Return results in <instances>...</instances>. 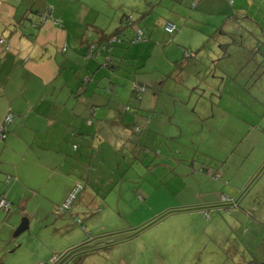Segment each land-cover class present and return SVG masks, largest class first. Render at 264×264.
I'll return each mask as SVG.
<instances>
[{
    "label": "rangeland",
    "instance_id": "374dc122",
    "mask_svg": "<svg viewBox=\"0 0 264 264\" xmlns=\"http://www.w3.org/2000/svg\"><path fill=\"white\" fill-rule=\"evenodd\" d=\"M119 1L127 15L138 20L144 16L139 26L147 41L119 45L115 62L124 76L149 80L147 94L161 91L172 100L169 126L161 133L150 128L146 119L157 113L148 108L140 123L143 131L128 126L129 161L119 158L122 169L109 176L98 191L102 193L90 198L81 185L71 215H51L53 211L40 208L32 228L18 238L11 236L21 246L16 256L6 257L11 264H43V252L58 250L63 241L85 240L108 230L111 238L124 237L170 212L136 236L87 255L82 264L264 262V35L254 38L242 32V43L226 39L223 47L212 36L198 57L201 49L186 44L192 40L190 30L179 36L186 18L195 15L192 3L151 0L153 5L145 6L146 0ZM181 17L182 24L177 21ZM168 22L182 26L169 35ZM183 49L196 57L183 60ZM173 95L181 98L178 103ZM126 107L134 112L136 100L123 96L115 110L123 114ZM175 122L183 130L177 135L170 128ZM144 132H156L162 143L148 144ZM149 149L155 153L148 154ZM191 174L196 181L188 178ZM15 210L20 223L33 212ZM72 261L66 264L76 259Z\"/></svg>",
    "mask_w": 264,
    "mask_h": 264
},
{
    "label": "crops",
    "instance_id": "0c3cea01",
    "mask_svg": "<svg viewBox=\"0 0 264 264\" xmlns=\"http://www.w3.org/2000/svg\"><path fill=\"white\" fill-rule=\"evenodd\" d=\"M179 1L192 3L195 15L177 21L182 24L185 20L179 36L190 30L192 40L186 44L201 49L198 57L212 36L223 47L226 39L242 43V32L254 38L264 35V0ZM145 2V6L153 5L151 0ZM50 6L53 17L45 22L43 16ZM126 9L119 0H0V40H4V45L0 44V128L8 115L13 117L5 125L6 138L0 139V199L4 197L12 204L11 209L4 210L6 214L0 212V264H11L6 254L16 256L21 246L11 240L20 225L15 209L27 213L33 208L28 218L32 228L33 215L40 208L58 214L78 184L84 186L83 194H90V198L101 194L98 191L107 185L109 176L122 169L119 158L129 161L128 126L134 131L151 107L152 114H157L147 117L149 127L161 133L169 126L168 106L172 100L161 91L147 94V89L140 99L134 97V84L147 87L149 80L124 76L125 71L115 62L119 45L109 53V63L104 55L95 58L88 54V46L100 41L101 32L109 36L121 27ZM140 21L135 19L119 34L123 40L120 45L131 44L136 30L142 29ZM130 30L134 33L129 34ZM183 60L178 63L182 65ZM123 96L136 100L134 112L124 109L125 114H119L115 110ZM171 97L176 103L181 99L179 95ZM170 128L175 135L183 131L180 122L172 123ZM145 133L142 139L148 144L151 140L162 143L154 137L156 132ZM153 150L147 153H155ZM188 178L194 181L198 177L191 174ZM110 231L95 232L72 243L63 241L58 250L53 247L43 252V264H58L85 243L110 239Z\"/></svg>",
    "mask_w": 264,
    "mask_h": 264
},
{
    "label": "trees",
    "instance_id": "16d2710c",
    "mask_svg": "<svg viewBox=\"0 0 264 264\" xmlns=\"http://www.w3.org/2000/svg\"><path fill=\"white\" fill-rule=\"evenodd\" d=\"M195 6V5H194ZM193 6V7H194ZM50 7H52V6H50ZM49 7V8H50ZM48 12H49V9H48ZM48 12H47V14H48ZM47 14H45V15H47ZM149 14V13H148ZM147 15V14H146ZM145 15V16H146ZM129 16H132L133 17V15H125L124 16V18L122 19V23H121V27L116 31V32H114L112 35H109V36H106L103 32H101L100 34H101V36H100V41L98 42V43H96V44H90L89 46H88V48H89V50H90V47H92V46H94L95 47V50H93V51H88V54L89 55H91V56H94L95 58L96 57H99V56H101V55H104V57H105V60H106V62L107 63H109L110 62V52L111 51H113V48H114V46H117V45H120L121 43H122V39H121V37H120V33H123L124 31H125V29H127V27H129L130 25H132L133 23H134V17H133V21L128 25L127 23H126V19H128V17ZM52 17H53V7H52ZM52 17L50 18V19H52ZM144 17H142V18H140L139 20H138V22L140 21V20H142ZM58 23V22H57ZM168 23H172V22H168ZM167 23V24H168ZM166 24V25H167ZM174 24V23H173ZM176 25V24H175ZM177 26V25H176ZM165 28H166V26H165ZM177 29H178V31H179V27L177 26ZM138 30H141L143 33H144V35H143V39H144V41H139V42H146L147 41V39H146V34H145V32L142 30V29H137L136 30V32H135V35H134V37L131 39V41H130V43H138V42H133L134 41V39H135V37L137 36V31ZM178 31H176V32H178ZM175 32V33H176ZM168 33V32H167ZM175 33H173V34H170V33H168L169 35H174ZM113 38H118L119 40H120V42H113L112 41V39ZM259 48H262L263 47V44H259V46H258ZM183 51H184V57L187 59V58H191V57H194L195 56V54H189V56H187V53H189V51H187V50H185V49H183ZM105 53H107L106 55H105ZM137 84H140V85H143V84H141V83H139V82H136ZM143 86H145V85H143ZM145 88L147 89V87L145 86ZM145 93H146V91H145ZM144 93V94H145ZM133 94H134V97L135 98H137V99H140L141 97H136V95H135V92H134V89H133ZM127 108V107H126ZM125 108V109H126ZM129 110H130V107H129ZM129 110H127V111H129ZM126 111V110H125ZM149 120L150 119H148V122H149ZM141 131H142V129H141ZM140 131V132H141ZM134 132H136L135 131V127H134ZM140 132H137V133H140ZM102 239H105V237H103ZM88 244H90V243H85L84 245H88ZM83 245V246H84ZM111 246H114V244H112V245H108V246H104V247H99V248H95V249H91V250H83V251H80V252H77V253H75L66 263H72L73 261H72V259L74 258V259H76V261L73 263V264H82L83 263V261H84V259H85V257L87 256V255H89V254H92V253H95V252H97V251H99V250H101V249H109ZM81 247V246H80ZM79 248V247H78ZM77 249V248H76ZM75 257H78V259L77 258H75ZM64 258V257H63ZM62 258V259H63ZM61 259V260H62ZM65 263V264H66ZM247 264H264V262H258L257 260H252V261H250V262H248Z\"/></svg>",
    "mask_w": 264,
    "mask_h": 264
},
{
    "label": "built area",
    "instance_id": "2783aa9c",
    "mask_svg": "<svg viewBox=\"0 0 264 264\" xmlns=\"http://www.w3.org/2000/svg\"><path fill=\"white\" fill-rule=\"evenodd\" d=\"M1 1H8V0H1ZM52 17V7L49 8V12L47 15H44L43 18L45 20V22H48L49 19ZM126 23L129 25L132 21H133V17L132 16H129L128 19L125 20ZM166 31L170 34H173L175 33L176 31H178L177 29V26L173 23H168L166 25ZM143 35L144 33L141 31V30H138L137 31V36L135 37L134 41L133 42H139V41H144L143 39ZM113 42H120V40L118 38H113L112 39ZM0 44L4 45V40H0ZM6 49L8 50L9 48L6 47ZM95 50V47L92 46L90 47V50L89 51H93ZM190 53H187V56H189ZM134 92H135V95L136 97H141L145 91H146V88L145 86L143 85H140V84H137L135 83L134 84ZM126 111L129 110V107H127L125 109ZM13 121V117L12 115H8L5 119V125H9L11 122ZM3 126L0 128V139H5L6 136H7V133H6V126ZM141 126L140 125H136L135 126V131L136 132H140L141 131ZM216 178H220V174H217L216 175ZM83 187L81 185H76V187L74 188V190L72 191V193L70 194V196L68 197V199L65 201V203L63 205L60 206V212H62L63 214H72V211H73V203L74 201L76 200V197L77 195L80 193L81 190ZM11 208V203L5 199L4 197H2L0 199V209L2 210H9ZM79 223H82L80 220L78 221Z\"/></svg>",
    "mask_w": 264,
    "mask_h": 264
},
{
    "label": "water",
    "instance_id": "95a60500",
    "mask_svg": "<svg viewBox=\"0 0 264 264\" xmlns=\"http://www.w3.org/2000/svg\"><path fill=\"white\" fill-rule=\"evenodd\" d=\"M222 206H224V205H222ZM214 207H216V206H214ZM205 208H208V207H205ZM197 209H200V208H197ZM188 210H192V209H188ZM180 211H184V210H180ZM168 213H170V212H168ZM167 214H165V215H167ZM164 216H162L161 218H163ZM161 218L157 219L155 222L159 221ZM155 222H153V223H155ZM152 224H150V225H152ZM150 225H148L147 227H149ZM147 227H145V228H147ZM28 228H29V221L26 218L16 228V230L14 232V235H13L14 238H18L20 235H22L24 232H26L28 230ZM145 228H142V229L136 231L135 233H133L131 235L124 236V237H116V238L104 239V240H100V241H97V242L92 243V244L81 246V247H79L77 249H74L71 252H69L58 264H65L77 252H80V251H83V250H91V249H95V248H99V247H104V246H108V245H112V244H117V243H120L122 241H126V240L136 236L140 232H142Z\"/></svg>",
    "mask_w": 264,
    "mask_h": 264
}]
</instances>
